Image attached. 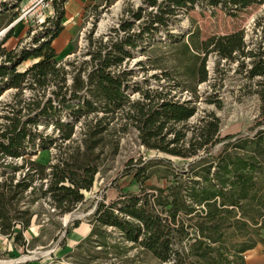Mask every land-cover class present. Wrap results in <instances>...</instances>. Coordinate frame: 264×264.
<instances>
[{"label": "trees", "instance_id": "1", "mask_svg": "<svg viewBox=\"0 0 264 264\" xmlns=\"http://www.w3.org/2000/svg\"><path fill=\"white\" fill-rule=\"evenodd\" d=\"M21 1L0 0V33L14 22ZM68 1H50L54 15L39 24L31 46L3 47L14 26L0 39V236L25 247L24 232L45 224L36 207L47 204L51 218L72 212L100 168L117 156L122 138L133 132L145 149L189 162L176 172L163 159L134 167L140 193L99 203L86 241L94 239L102 254L112 249L120 257L114 264H245L244 253L264 242V130L251 138H220L214 114L190 127L187 122L197 113L196 86L208 78L211 54L218 58L216 67L220 60L236 63L239 71L248 68V80L258 79L263 116L264 47L249 49L243 31L201 39L198 28L186 40L171 41L172 55L159 60L170 68L162 75L173 69L176 79L187 81L182 90L191 93L188 101L172 95L169 85L131 89L125 65L132 50L166 31L182 10L204 4L235 16L264 0H144L149 11H130L114 37H88L87 60L62 63L52 43L63 31ZM29 58L36 61L18 71ZM130 90L138 93L136 100H130ZM40 151L50 153L46 163L36 159ZM151 178L167 185L147 190ZM108 230L121 240L108 243ZM130 251L135 253L126 257Z\"/></svg>", "mask_w": 264, "mask_h": 264}, {"label": "rangeland", "instance_id": "2", "mask_svg": "<svg viewBox=\"0 0 264 264\" xmlns=\"http://www.w3.org/2000/svg\"><path fill=\"white\" fill-rule=\"evenodd\" d=\"M50 1L22 0L19 7L13 10L17 13L13 22V35L3 47L12 50L17 45L31 46L30 37L41 30L37 28L39 24L45 18L54 15ZM145 6L144 0H96L77 12H70L67 7V15L62 20L64 29L52 43L56 60L62 63L87 60L89 36L93 40L114 37L113 30L119 28L122 20H129L130 11H135L139 7L149 11ZM137 25L138 22L134 24L135 32ZM195 28L199 29L201 39L243 31L249 49H256L258 45L263 48L264 3L252 5L235 16H230L219 9H210L204 4L197 5L193 10H182L170 22L166 31H160L154 39L147 40L144 43L145 47L131 51L132 58L125 65L128 72L126 78L131 89L161 90L169 85L172 95L175 94L180 101L191 100V93L182 90L188 86L187 81L183 83L176 79L173 69L168 77L162 75L163 70L170 69L162 61L172 55L169 43L181 38L186 40L188 33ZM217 60L214 54L207 59L208 78L196 86L197 113L187 122V126H193L198 119L214 114L220 120V138L227 136L251 138L257 131L264 130V115H261L260 102L255 94L258 79L248 80L246 78L248 68L239 71L236 63L228 64L220 60L216 67ZM35 61L36 59L29 58L18 67V71H24ZM247 62L248 60L245 63ZM7 94L8 92L1 98L2 101ZM137 97L138 93L129 91L131 101ZM50 130L51 128L47 129L46 134H49ZM221 145L215 146L213 152L217 153ZM36 159L46 163L50 159V153L40 151ZM131 159L132 164L128 165ZM158 159L167 161L168 167L175 172L186 168L189 162L147 150L139 144L136 135L129 132L122 138L117 156L100 168L92 189L84 192V200L72 212L51 218L47 204L40 208L36 207L45 224L41 227L36 222L24 232L23 236L27 240L25 247L14 245L12 242L13 246L9 245L4 241L5 237L0 236V264L117 263L120 257H115L112 249L107 248L106 254H102L101 247L95 244L94 239L86 241L93 214L99 203L108 205L122 193H140L142 187L132 180L134 167L142 166V162ZM152 185L165 187L167 183L165 180L151 178L146 181L144 187L148 190ZM110 232L112 236L107 238L108 243L121 240L117 232ZM79 245L81 247L78 248ZM134 253L135 251H130L126 257H131Z\"/></svg>", "mask_w": 264, "mask_h": 264}, {"label": "crops", "instance_id": "3", "mask_svg": "<svg viewBox=\"0 0 264 264\" xmlns=\"http://www.w3.org/2000/svg\"><path fill=\"white\" fill-rule=\"evenodd\" d=\"M95 1L96 0H69L64 6V10H65L64 17L67 15V7L70 10V12H77L81 8L86 7L89 4L94 3ZM72 14L73 13H71V15ZM261 238L264 240V231L261 234ZM4 241L8 242L9 245L13 246L11 241L7 240L6 238H4ZM244 260H245V264H264V242H258L253 249L246 251L244 253Z\"/></svg>", "mask_w": 264, "mask_h": 264}, {"label": "water", "instance_id": "4", "mask_svg": "<svg viewBox=\"0 0 264 264\" xmlns=\"http://www.w3.org/2000/svg\"><path fill=\"white\" fill-rule=\"evenodd\" d=\"M14 26V23H12L9 27H7L6 29H4L1 33H0V38L11 28Z\"/></svg>", "mask_w": 264, "mask_h": 264}]
</instances>
